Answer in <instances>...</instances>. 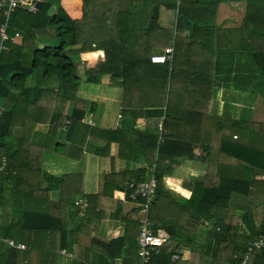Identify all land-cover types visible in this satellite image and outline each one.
I'll list each match as a JSON object with an SVG mask.
<instances>
[{
    "label": "trees",
    "instance_id": "trees-1",
    "mask_svg": "<svg viewBox=\"0 0 264 264\" xmlns=\"http://www.w3.org/2000/svg\"><path fill=\"white\" fill-rule=\"evenodd\" d=\"M223 2L241 5L234 33L228 29L223 33L215 22ZM54 5L57 10L50 14ZM3 22L0 13V27ZM9 22L10 35L19 33L23 41L10 40L0 52V100L7 102L0 112V214L10 205L19 218L5 229L0 226V264H59L60 252H74L77 245L85 247L86 258L76 264H92L94 252L112 264L127 245L134 251L126 250L132 256L130 264H136L134 257L141 259L138 238L143 221H136L137 233L131 228L134 222L127 220L124 237L108 243L97 237L108 210H114L107 205L119 203L114 193H106L112 178L102 177L100 193L87 196L84 209L78 200L84 195V177L45 172L46 149L33 143L39 124H50L56 133L55 122L58 130L69 126L68 140L77 141L89 107L78 97V64L83 65L87 82L123 89V112L132 114L134 121L146 111L164 117L158 135L138 131L132 124L140 151L155 169L151 227L169 239L148 264L154 260L177 264L185 247L192 249L194 264H242L248 246L264 236V0H46L36 13L18 8ZM187 29L190 35L185 36ZM38 32L55 40L41 46ZM170 47L171 61L152 62L155 53ZM236 52L241 53L239 63L249 84L233 82L228 87L256 94L251 120L211 111L216 88L222 80L232 79V62H225V56ZM72 103L75 108L69 116ZM56 105L61 106L57 116ZM129 129L123 125L105 132L121 141ZM171 141L177 144L176 157L190 155L208 163L205 181L184 182L192 190L189 198L176 195L166 184L179 162L178 158L167 162L163 155ZM146 173L142 168L125 174L129 198ZM55 190L60 191L58 199L52 197ZM136 200L145 202L142 196ZM221 205L227 212L217 222L213 211ZM237 210L243 214L236 216ZM83 212L78 228L72 229V219ZM168 219L175 224L169 227ZM207 220L214 224L217 244L211 256L200 257L196 234ZM174 255L180 257L177 262L172 261ZM247 264H264V247L255 248Z\"/></svg>",
    "mask_w": 264,
    "mask_h": 264
},
{
    "label": "crops",
    "instance_id": "crops-1",
    "mask_svg": "<svg viewBox=\"0 0 264 264\" xmlns=\"http://www.w3.org/2000/svg\"><path fill=\"white\" fill-rule=\"evenodd\" d=\"M37 1L38 3H44L46 0ZM237 8H239V10H237ZM38 10L39 9H37V11ZM56 10L57 5H54L50 11V14H53ZM33 13H36V11ZM241 15L242 12L239 4L232 7L231 5L223 2L217 9L215 22H217V20H221V23L217 22V24L221 26L222 30H220L223 33L226 31V29L234 33V27L240 24L238 20L240 19ZM231 19L237 20L236 25L226 26L225 22ZM184 34L190 35V30H185ZM38 37L41 39V46L55 40L49 34L42 32H38ZM22 39L23 36L19 34L14 42L17 44H21L23 41ZM173 44L174 42L170 46L174 47ZM226 48L232 49L229 45H227ZM3 49H5V47L0 48V52ZM231 55H226L224 60L225 62H227V60H229V62H232V65L230 66L233 70H231V67L229 69L232 75V79L222 80V85L216 88L211 104V111L214 114L220 116L251 120L254 113L256 94H249V92L237 90L235 88L229 89L230 86L228 87V84H232L233 82H241L244 84L248 83V80L250 79L248 75L244 74V67H242L239 63L241 61V53L236 52L234 56ZM80 67H83V65L78 64V72L81 78V84L78 89V97L87 100L89 102V107L87 109V114L82 121V128L79 132L77 141L70 142L68 140V133L70 129L69 126L58 130L56 129V127H54L56 124L55 122L53 124V129H55L56 133H52L50 124H39L36 128L33 143L46 149L44 158L45 172L55 176L81 175L84 177V195H81L78 198L81 204H83L84 209L88 207L87 196H96L100 193L102 177L108 175L112 178V180H110L111 182H109L108 186H106L108 187L106 193H114L115 198L118 199L119 203L115 202V204L113 205H107L108 208H114V210L113 212H111L110 209L108 210V216L103 221L100 232L97 233V237L100 240L108 243L115 237L121 238L125 236L127 220L134 222L132 223L131 228H134V231L137 233L138 225L136 224V221H143L145 215L142 208L143 203L136 200V197H134L135 193L131 195V198L128 197L130 182L129 176L125 174L127 172L146 168L147 173L145 181L153 178L156 180L154 176L155 169L148 166V157L140 151V146L138 147V143L140 142L137 143L135 141L137 139V135H135L132 129V124L138 131L150 132L158 135V133L161 134L162 132L164 117L158 116V113L156 111L149 113L146 111L140 115L141 117L137 118L136 121H134L132 114L123 112V89L116 86H110L107 83L94 84L87 82L85 77V69L83 68L84 74L81 75ZM32 80H30L29 85L31 84ZM229 91L238 92V97L233 96L234 98H232ZM229 97L234 99L233 101H231V103H235L234 114L236 113V111L239 112L238 109H236L238 106L237 102L241 101V103L244 104L245 111L240 110V116L235 117L234 114L224 113L222 111L223 106L221 105V103H223ZM6 104L7 102L5 99L0 100V112L5 110ZM91 106L92 110H90ZM74 108L75 103H72L68 110L69 116L73 114ZM247 108H250L251 110L249 114L247 113ZM55 109V115L57 116V114L61 110V106L56 105ZM123 125H125L126 129H129L130 127L131 128L127 130L125 136L121 141H117V139H111L112 135H109L105 132V130L115 131L118 129H122ZM170 143L171 144H167V148L163 150V155L166 158L167 162H170L171 160H175L177 158V161L179 162H177V164L174 166L173 176L169 178H171L174 182L176 180L181 181L180 186L184 189L190 190L192 194L191 188L189 186H184V182L187 181L191 183H197L205 181L208 177V163L201 159H195L193 156L190 157V155H187L186 158L176 157L173 154L175 152L174 146L177 147V144H175L176 141H171ZM141 148L143 149V145L141 146ZM191 151L193 150H188L187 153L196 154L195 151ZM180 153H182V151H180ZM155 157L156 159L158 158V150ZM114 175H119V179L124 180H117V177ZM174 193L178 196L184 197L176 191H174ZM52 195L53 198L58 199L60 197V191L55 190L52 192ZM221 206L216 207L213 211V215L217 217V219L215 220L217 222L222 220L227 212V207L225 205ZM239 212L242 213V211L240 210L235 211V215L239 216ZM84 213L85 212H83L81 216H76L72 219V229L78 228L80 224V218L84 216ZM18 218L19 217L17 211L14 209V207H10V205H8L4 210V213L0 214V226L5 229L9 223L15 221L17 222ZM167 224L169 227L173 226L175 224V220L168 219ZM205 226L209 228L207 224L204 223V226L201 225L199 232L196 234V244H198L202 253L200 257L211 256L215 252V247L217 244L215 231L211 228L207 229ZM160 235L165 236V234L162 233H160ZM132 238L133 239L131 240L135 242V236H133ZM4 240L10 246L12 245L11 241L14 242V240L11 239ZM12 246H15L19 250L25 249V246H22L20 248L16 245ZM127 249L133 251L129 247V245H127V247L123 251V256L115 261H110V263L112 262V264H130L132 256H127ZM132 253L134 254V251ZM18 256V254L15 255L13 259L17 258ZM71 257H73L74 259L71 260ZM90 257H92V264L107 263L102 253L100 254L99 252H94ZM193 257L194 256L192 254V249L190 247H185L181 256V261L177 264H194L192 262ZM84 258H86L85 247L77 245L74 247V252H60L59 264H76V262L74 263L75 260H83ZM134 258H136V264H142L141 259L137 257ZM179 258L180 257L178 255H174L172 257V261L177 262ZM9 261L12 262L10 259L7 262ZM151 264H158V260H154Z\"/></svg>",
    "mask_w": 264,
    "mask_h": 264
},
{
    "label": "built area",
    "instance_id": "built-area-1",
    "mask_svg": "<svg viewBox=\"0 0 264 264\" xmlns=\"http://www.w3.org/2000/svg\"><path fill=\"white\" fill-rule=\"evenodd\" d=\"M38 1L37 0H0V13L4 18V22L0 27V37L1 43L0 48H4L6 42L12 40L14 41L18 36L17 33L15 36L10 35V18L12 14L18 8H25L31 12H35L38 9ZM174 53V48H166L163 53H155L152 56L153 63H166L172 60ZM2 169V168H1ZM157 182L156 180L150 179L144 181L140 184L139 188L134 194V197L142 196L145 199V202L142 204L143 211L145 213L143 219V225L140 231V235L138 238L139 245V256L142 260V264H148L154 254H159L161 248L169 241L166 236L157 235L153 228L151 227V220L149 217V209L151 204L153 203V196L156 193ZM12 245H15L13 241H11ZM22 246H19V248ZM264 247V236L261 237L260 240L255 241L253 244L249 245L247 250L244 252L242 264H247L251 253L255 248L260 249ZM65 253L66 251L63 250Z\"/></svg>",
    "mask_w": 264,
    "mask_h": 264
},
{
    "label": "rangeland",
    "instance_id": "rangeland-1",
    "mask_svg": "<svg viewBox=\"0 0 264 264\" xmlns=\"http://www.w3.org/2000/svg\"><path fill=\"white\" fill-rule=\"evenodd\" d=\"M240 7H241V5H240ZM237 10H239V8H237ZM241 11H242V9H241ZM243 12V11H242ZM238 19V18H237ZM241 21V17H240V19L238 20V22H240ZM217 22L218 23H221V20H217ZM236 23H237V20L236 19H231V20H227L226 22H225V25L227 26H230V25H236ZM158 33V30H156V31H153V34H157ZM234 35V34H233ZM174 36V35H173ZM172 36V37H173ZM185 36H188V35H185ZM235 36V35H234ZM236 37V36H235ZM168 38H171V35H169L168 37H167V39ZM224 46H227V43L226 42H224ZM80 72H81V75H83L84 74V70H83V67H80ZM227 84V83H226ZM222 85V84H221ZM239 85H244L243 83H241V82H239ZM230 92V91H229ZM230 94H231V96H232V98H234L233 96H237L238 97V92H230ZM250 94V93H249ZM231 97H229V98H227L223 103H221V105L223 106V109H222V111L224 112V113H230V114H234V108H235V103H231V101H233L234 99H232ZM238 103V106H237V108L236 109H238V111L239 112H237L236 111V113L234 114V116L235 117H237V116H240V110H244V108H245V106H244V104L243 103H241V101L240 102H237ZM247 113L249 114L250 112H251V110H250V108H247ZM245 111V110H244ZM239 214V216H241L243 213H241V212H239L238 213ZM206 224H207V226L209 227V228H211L212 229V224H213V222H212V220H207L206 221ZM202 225L204 226V224L202 223ZM214 225V224H213ZM206 227V226H205ZM207 228V227H206ZM209 228H207V229H209ZM19 247V246H18ZM20 250H23V249H20ZM74 255V254H73ZM71 260H73L74 258L73 257H71L70 258ZM76 262V260L74 261V263Z\"/></svg>",
    "mask_w": 264,
    "mask_h": 264
},
{
    "label": "clouds",
    "instance_id": "clouds-1",
    "mask_svg": "<svg viewBox=\"0 0 264 264\" xmlns=\"http://www.w3.org/2000/svg\"><path fill=\"white\" fill-rule=\"evenodd\" d=\"M90 56H94L97 55L96 53H90L87 54ZM99 55H103V53H99ZM166 184L168 187L172 188L174 191L180 193L181 195H183L184 197H190L191 196V192L190 190L184 189L180 186L181 181L176 180L175 182L171 179V178H166Z\"/></svg>",
    "mask_w": 264,
    "mask_h": 264
},
{
    "label": "water",
    "instance_id": "water-1",
    "mask_svg": "<svg viewBox=\"0 0 264 264\" xmlns=\"http://www.w3.org/2000/svg\"><path fill=\"white\" fill-rule=\"evenodd\" d=\"M42 3H43V2H39V3H38V6H37V7H38V9H40V8H41V6H42Z\"/></svg>",
    "mask_w": 264,
    "mask_h": 264
}]
</instances>
